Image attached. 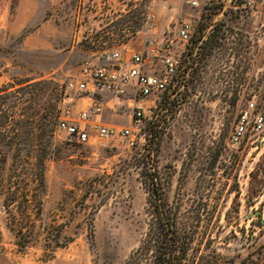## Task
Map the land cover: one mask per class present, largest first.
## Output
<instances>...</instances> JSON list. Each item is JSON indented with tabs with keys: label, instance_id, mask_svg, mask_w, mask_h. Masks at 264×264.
I'll use <instances>...</instances> for the list:
<instances>
[{
	"label": "rangeland",
	"instance_id": "374dc122",
	"mask_svg": "<svg viewBox=\"0 0 264 264\" xmlns=\"http://www.w3.org/2000/svg\"><path fill=\"white\" fill-rule=\"evenodd\" d=\"M198 1L0 0V102L21 95L13 146L49 153L39 215L14 210L13 222L0 200V264H151L130 255L155 222L156 193L180 229L194 230L198 255L238 264L264 254V141L228 140L245 102L264 95V0ZM176 20L190 22L191 42L167 89L148 99L133 145L94 133L79 143L56 129L51 116L67 98L74 113L88 104L65 89L83 63L156 43ZM160 57H149L158 70ZM130 115L124 103L103 120L128 126Z\"/></svg>",
	"mask_w": 264,
	"mask_h": 264
},
{
	"label": "built area",
	"instance_id": "2783aa9c",
	"mask_svg": "<svg viewBox=\"0 0 264 264\" xmlns=\"http://www.w3.org/2000/svg\"><path fill=\"white\" fill-rule=\"evenodd\" d=\"M185 2L190 7L199 6L198 0ZM255 3L256 0H244L243 6L253 7ZM191 39L190 22L176 20L156 43H144L140 49L119 47L103 51L97 62L83 63L76 76L66 82L65 89L75 91L78 100H87L88 104L74 113L71 104L75 100L67 98L70 105L59 108L56 129L79 143L88 141L94 133L102 139L121 137L133 145L134 127L143 117L148 99H157L167 89L181 68V54ZM149 57H160L163 68L150 65ZM124 103L131 109L130 125L113 126L103 120L106 108ZM245 137L252 143L264 141V95L260 99L255 95L245 102L228 140L238 145Z\"/></svg>",
	"mask_w": 264,
	"mask_h": 264
},
{
	"label": "trees",
	"instance_id": "16d2710c",
	"mask_svg": "<svg viewBox=\"0 0 264 264\" xmlns=\"http://www.w3.org/2000/svg\"><path fill=\"white\" fill-rule=\"evenodd\" d=\"M21 90H15L13 93H19ZM20 97L19 94H13L11 104L0 102V142H10L0 144V200L1 206L12 215L13 222L14 210H18L26 219L31 213L39 215L41 212L40 195L45 190V161L49 154L46 146L41 149L13 146V140L17 139L15 132L23 123L15 117V108ZM58 114L55 109L51 116L53 125H56ZM53 131L51 130L50 136ZM146 182L153 187L162 186L161 179L152 174H148ZM151 202L156 206V219L146 232L144 240L130 255L133 262L151 256V264H226L197 254L200 252V246L194 245V230L180 229L177 226L176 217L163 208L159 193L153 195ZM18 231L22 232V229ZM46 240L50 246L60 244L58 239L52 244L50 238ZM238 264H264L263 251L248 252Z\"/></svg>",
	"mask_w": 264,
	"mask_h": 264
}]
</instances>
